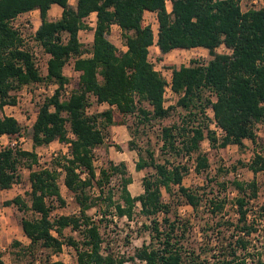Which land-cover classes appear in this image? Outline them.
I'll return each instance as SVG.
<instances>
[{"label": "trees", "instance_id": "obj_1", "mask_svg": "<svg viewBox=\"0 0 264 264\" xmlns=\"http://www.w3.org/2000/svg\"><path fill=\"white\" fill-rule=\"evenodd\" d=\"M0 0V109L15 105L16 93L29 84L55 85L53 93L44 97L31 126L33 149L53 141L66 143L68 153L56 159L52 167L32 168L37 164L34 150L4 147L0 149V189L10 188L20 177L19 166L30 169V190L26 198L16 195L5 201L19 210H30L34 218H22L20 228L28 238L26 247L35 264L37 247L48 251L40 264H48L52 254L63 245L75 251L76 264H125L139 261L143 264H231L238 259V251L246 250L249 241L229 235L213 246L201 243L193 247L187 243L189 220L170 218V203L163 200V190L177 195L194 210L202 197L198 189L182 184L189 167L180 162L160 163L154 152L147 156L138 152L135 169L151 167L154 174L142 178L143 192L132 195L128 185L132 182L124 161H107L96 174L94 151L106 139L107 126L114 124V109L122 115L137 114L141 123L169 117L178 106L183 111L180 121L161 130L162 149L177 154L194 155L197 173L209 166L201 143L206 139L213 148L230 144L244 146V140L257 142L256 125L264 121V7H241L242 0ZM61 7V16L48 19L51 5ZM39 11L40 25L34 40L49 55L46 73L42 75L32 52L24 47L20 31L12 21L21 13ZM145 11L156 14L157 40L165 54L175 49L202 47L211 58L206 63L192 60L172 69V89L179 94L176 107L164 108L163 93L166 81L148 59L149 47L154 43L151 25H143ZM96 13L93 37L88 47L79 40V31L88 28L87 18ZM121 28L126 50L118 51L109 40L110 26ZM228 52H217L219 46ZM74 58L73 68L79 72L78 87L68 95L64 91L69 78L64 67ZM98 104L109 107L101 112L89 113L90 96ZM147 102L151 109L143 106ZM213 113V122L222 130L218 136L210 127L206 110ZM104 120V121H103ZM21 124L12 116L0 117V135H17ZM70 132L73 137H68ZM120 149L119 145L115 146ZM128 148L133 142L128 141ZM255 153L246 168L253 174L264 170V146ZM60 168V169H59ZM61 171L63 184L73 194L80 211L78 214L59 215L51 219L55 204L65 203L59 185ZM82 173H85L82 177ZM118 176L119 196L113 199L110 179ZM236 191L238 213L235 228L249 236L254 228L248 221L249 203L258 196L255 179L232 180ZM176 186V190L173 187ZM95 189L96 194L90 193ZM107 203L102 218L114 208L118 218L132 219L137 204L140 213L152 217L150 241L143 242L128 257L118 256L103 247V236L88 210L99 201ZM225 198H211L209 203L215 224L229 225L221 213ZM159 213L164 216L158 220ZM163 224V228L161 227ZM69 227L79 238L64 235ZM213 251L217 252L214 256ZM211 254L212 261L206 254ZM205 255V257H203ZM242 263L244 259H242ZM0 264H4L0 254ZM50 264H62L55 261ZM258 264H262L259 262Z\"/></svg>", "mask_w": 264, "mask_h": 264}, {"label": "rangeland", "instance_id": "obj_2", "mask_svg": "<svg viewBox=\"0 0 264 264\" xmlns=\"http://www.w3.org/2000/svg\"><path fill=\"white\" fill-rule=\"evenodd\" d=\"M264 5V0H242L241 7L243 10L247 8L260 7ZM170 9V3L167 4ZM151 17L149 20L151 22ZM153 27L157 26V22L153 21ZM12 24L19 29L22 37L24 47L32 52L35 64L39 72L44 75L46 73V61L49 55L42 49V47L34 40L33 18L30 17H16ZM79 40L88 47L93 36L92 29H83L79 31ZM109 40L116 46L118 51H123L126 47L122 32L118 28L109 29ZM217 52H228V49L221 45L216 49ZM211 56L207 49L191 48V49H175L167 55H159L151 49V63L162 74H167L174 67L181 64L189 65L192 60H197L200 63H206ZM74 58H70L65 65L63 71L69 78V82L65 88V95H68L72 90L78 87L79 72L73 68ZM55 85L43 84H29L23 86L16 95V105L13 110H10L7 105L6 108L0 109L1 113L6 110L13 111L16 119L21 124V131L17 135L10 136V140H17L18 148L24 150H34L31 139V126L38 112V107L44 97L53 93ZM166 100L172 104L170 106H177V99L179 94L174 95L167 92ZM89 113L101 112L109 107V105H100L95 102L94 97L90 96ZM143 106L151 109L147 102H143ZM114 109V124H122L120 130H113V125L107 126L106 139L102 145L95 149V155L98 163L102 166L107 161L118 163L124 161L127 166L128 174L132 178V184L128 186L132 195H138L143 192L142 178L147 175L154 174V169L151 167L144 168L140 171L135 169V163L138 159V152L147 156L148 151L154 152V158L157 162L168 163H182L189 167L187 174L184 176L182 184L186 187L198 189L202 197L199 208L194 210L192 206L186 204L182 198L172 191V194L163 190V200L170 203V218H177L181 220H189V232L186 235L187 243L193 247H197L201 243H208V246L217 244L220 239L226 245L229 240V235L236 239L237 236H242L249 241L246 250H239L238 259L231 264H264V170L254 174L246 168L255 153L261 151V146H264V128H261L260 133L257 134L256 144L250 140H246L243 147H238L235 144H230L224 148H213L210 146L208 140L201 143V150L206 153L209 160V166L197 173L194 169L195 160L194 155L188 156L184 154H177L172 150L162 149L161 130L165 126L178 123L183 113L180 107H176L169 117L163 119H153L148 122L141 123L138 120L137 114H120ZM206 116L209 120L210 127L213 126V113L210 108L206 110ZM104 121V120H103ZM259 129V128H257ZM68 137H73L68 132ZM128 141L133 142V148H128ZM119 145L120 149L115 146ZM112 146L109 150L108 147ZM37 156V164L32 168L52 167V162L56 159L62 160L67 155L68 149L66 143H59L53 141L48 145L38 146L35 148ZM124 152V153H122ZM60 169V168H59ZM30 169L26 164L19 166V179L8 189H0V254L4 264H32L33 257L31 253L26 250L29 240L24 236L20 228V221L22 218H34L36 215L30 210H19L14 205H5V201L11 199L16 195L23 197L26 192L30 190L29 182ZM240 174L239 176L237 174ZM83 174V173H82ZM64 173L61 171L59 176V185L61 194L65 203L63 205L55 204V208L51 213V219L59 215L78 214L80 211L73 194L63 184ZM254 178L258 184V196L252 199L249 203V211L247 219L251 222L254 228L253 232L247 236L239 228H235L237 223L238 213L236 204L234 202L236 191L233 189L232 180L238 179L241 181H249ZM119 179L118 176H113L110 179L109 187L112 188L114 198L119 196ZM176 186L173 190H176ZM90 193L96 194L95 189H90ZM142 190V192H140ZM211 198H225L226 203L221 213L223 219L228 221L229 225H220V228L215 224V214L211 213V205L208 204ZM107 203L103 200L99 201L95 206L88 210V214L100 227L104 242L103 247L107 250L113 251L118 256L128 257L132 255L137 247H140L143 242L150 241L151 230L147 227L151 226V218L145 217L140 213V206L137 204L133 210L132 219L127 217L118 218L115 216L114 208L108 210L106 217L102 218V212L107 209ZM164 216L163 213L156 215L158 220ZM147 225V227H145ZM163 228V224H161ZM65 236H74L79 238L77 231H72L69 227L64 229ZM216 256L217 252L213 251ZM44 254L48 251L38 246L35 258V264H40V259H44ZM209 261H212L211 254H206ZM205 257V255L203 256ZM242 259L244 262L242 263ZM60 261L62 264H76L75 251L71 246L63 245L62 250L57 254H52L50 263ZM125 264H143L139 261H126Z\"/></svg>", "mask_w": 264, "mask_h": 264}, {"label": "crops", "instance_id": "obj_3", "mask_svg": "<svg viewBox=\"0 0 264 264\" xmlns=\"http://www.w3.org/2000/svg\"><path fill=\"white\" fill-rule=\"evenodd\" d=\"M76 1L77 0H69V3L71 4V5H73V6H75L76 5ZM170 3H171V1H170ZM167 4V3H166ZM167 6V5H166ZM260 7H264V5L263 6H260ZM254 8H258V7H254ZM61 12H62V9H61V7L59 6V5H57V4H53V5H51V7H50V9L48 10V14H47V16H48V19L49 20H55V19H58L60 16H61ZM150 16H152L151 17V22H152V19H153V21H155L156 20V14L154 13V12H151V11H145L144 12V14H143V19H142V24L143 25H145L146 23H149V17ZM18 17H28V18H30V17H32L33 18V24H34V30H36L37 28H38V26L40 25V17H39V11L38 10H32V11H29V12H25V13H21V14H19L18 16H17V18ZM87 23H88V28H86V29H92V31H93V29H94V27H95V24H96V13L95 12H93V13H91L90 15H89V17L87 18ZM114 28H118V29H121L117 24H112L111 26H110V29H114ZM93 37V36H92ZM92 40V39H91ZM195 48H199V47H195ZM153 49H154V51L156 52V53H158L159 55H167L168 53H170V52H172L173 50H171L170 52H168V53H165V54H163L161 51H160V49L158 48V46H155V45H153ZM123 50H126V47L123 49ZM106 103H103V105H105ZM108 105V104H107ZM112 108H115V107H112ZM121 127H123V125L122 124H119V125H113V130L114 129H116V130H120L121 129ZM257 128H259V129H257ZM261 128H264V121L263 122H261V123H258L257 125H256V133L257 134H259L260 133V129ZM246 140H248V139H245L244 140V143L246 142ZM111 147L112 146H109L108 147V149L110 150L111 149ZM122 153H124V152H122ZM250 171V170H249ZM252 173V172H251ZM258 173V172H257ZM254 175V174H253ZM252 179H254V178H252ZM257 182V181H256ZM133 182H131L129 185H131ZM128 185V186H129ZM140 192H142V190L140 191Z\"/></svg>", "mask_w": 264, "mask_h": 264}, {"label": "built area", "instance_id": "obj_4", "mask_svg": "<svg viewBox=\"0 0 264 264\" xmlns=\"http://www.w3.org/2000/svg\"><path fill=\"white\" fill-rule=\"evenodd\" d=\"M166 3H167V4L170 3V0H166ZM167 4H166V5H167ZM167 10H168V11L171 10V3H170V9L167 8ZM155 21H156V20H155ZM148 24L151 25V27H152V29H153V32H154V43L149 47V53H148V59H149V61L151 62V49L153 48V45L158 46V45L156 44L158 28H157V26L154 28V27H153L154 24H153L152 22H150V21H149V23H146L145 25H148ZM17 30H19V29H17ZM119 30H120V32H121V29H119ZM34 32H35V30H33V36H34ZM158 48H159V47H158ZM156 55H157V53H156ZM154 69L157 70L156 67H154ZM157 71H158V70H157ZM159 73H160V72H159ZM160 74H161V73H160ZM161 75H162V77H163V78L165 79V81H166L165 88H164V93H163V102H162V105H163L164 108H167V107H169V106L172 104L170 101H167V100H166V98H167V97H166V96H167V92H170V93L173 94V95L176 93V92L172 89V70H170L167 74L162 73ZM106 104H107V103H106ZM100 105L102 106L103 103L100 104ZM6 106H7V105H5L3 108L5 109ZM8 106H9L10 110H13L15 107H17L16 104H15V105H8ZM12 112H13V111H12ZM12 112L9 111V113H8L6 110H4V112L1 113V116H3V115H7V116H12V117H14V118L16 119L14 113H12ZM87 112H88V108H87ZM1 116H0V117H1ZM213 126H214V130H216L218 136L221 135V134H222V130H221L219 127H217V126L215 125V122H213ZM71 135H72V134H71ZM72 136H73V135H72ZM9 138H10V136L7 135V134H1V135H0V149H2V148H4V147L18 148V142H17V140H10ZM95 152H96V151H94L93 165H94V167H95L96 174H98L100 168L102 167V165H101L100 163H98L97 158H96V155H95ZM84 174H85V173L82 174V177L84 176ZM237 175L239 176L240 174L238 173Z\"/></svg>", "mask_w": 264, "mask_h": 264}]
</instances>
